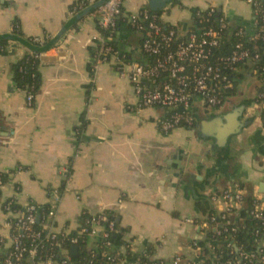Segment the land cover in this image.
Wrapping results in <instances>:
<instances>
[{
    "label": "crops",
    "instance_id": "crops-1",
    "mask_svg": "<svg viewBox=\"0 0 264 264\" xmlns=\"http://www.w3.org/2000/svg\"><path fill=\"white\" fill-rule=\"evenodd\" d=\"M80 1L0 0V34L13 33L18 23L25 38H53L74 16ZM146 5L147 0H126L116 32L118 47L133 60L143 59L141 37L126 18ZM211 6L221 9L234 26L254 31L252 10L244 0H182L174 13L172 6L161 19L189 30L191 8ZM95 13L44 54L42 85L32 106L13 79V66L30 51L20 46L13 55L7 49L0 52V172L23 168L1 187L0 234L10 244L12 215L3 210L4 201L49 205L50 190L62 187L69 169L71 178L55 216L56 232H77L85 212H110L122 230L120 239L130 244L133 254L123 264H137L149 245L155 247L157 258L171 260L186 254L195 236L184 223L186 218L223 210L221 201L212 200L221 186L238 180L245 194L252 185L255 195L263 199L259 185L264 183V149L261 136L256 139L255 134L262 130L264 136V128L252 106L247 116L255 118L253 125L235 140L220 168L216 165L215 188L204 191L199 174L215 162L210 160L211 145L197 138L196 125L161 133L158 121L165 111L137 112L133 87L113 64L92 70V52L100 38ZM186 164L193 168L187 169L192 184L184 191L178 189L176 178L170 184L164 171ZM98 239L89 238L88 245L94 247Z\"/></svg>",
    "mask_w": 264,
    "mask_h": 264
},
{
    "label": "built area",
    "instance_id": "built-area-1",
    "mask_svg": "<svg viewBox=\"0 0 264 264\" xmlns=\"http://www.w3.org/2000/svg\"><path fill=\"white\" fill-rule=\"evenodd\" d=\"M99 1L102 0L80 1L74 15ZM244 1L256 13L255 20L252 19L255 33H249L244 26H238L234 30L224 15L220 14L218 17V8L214 6L198 11L197 17L201 26L195 30L164 28L157 17L147 10L129 15L126 18L127 23L141 37L140 51L143 56L142 60H133L113 44L119 20L124 15L126 0H107L95 13L100 38L93 48L92 68L95 70L102 64H113L133 87L137 98V112L147 108L165 111V115L158 121V128L165 135L177 128L193 129L196 124L193 117L195 108H203L209 113L224 107L236 97L234 92H239L251 79L259 85L253 106L259 113L264 128V61L258 47L252 46L258 40H264V14L260 15L264 3L263 0ZM215 17L217 24L213 25L211 21ZM230 32L235 40L227 53L223 51V46ZM33 43L39 47L45 45L43 38H34ZM30 54L41 63L45 53L30 51ZM26 96L28 104L32 106L35 94L27 91ZM19 171H23V168H19L17 172ZM68 175L69 169H66L64 179L69 182L71 175ZM49 193L51 203L45 209L42 205L29 202L21 206V209L13 211V205H18L16 199L2 203L3 210L12 215L8 220L12 233L10 244L0 234V252L7 250L3 264H26V260L36 259L45 250L46 244L61 246L70 241L76 246L81 237L87 241L89 238H99L107 247L112 246L111 232L118 231L115 221H110L107 227L104 225L107 221L105 212L88 213L84 225L73 237L66 232H56L55 216L63 193L59 189H52ZM244 196V189L240 186L237 185L235 190L229 188L212 196L214 202H222L221 212L214 211L211 217L205 215L196 219L186 218L184 223L194 231L195 236L188 244L187 253L176 255L167 260V264H264V235L260 230L255 232L258 245L252 251L246 250L245 245L236 243L233 235L238 229L232 227L229 217L242 207ZM255 197L257 201L253 214L255 218L263 219L264 202L256 195ZM216 216H221L222 222ZM41 218L45 221L44 230L47 232L44 236L42 232L33 233L32 243L28 246L24 239L30 237L33 226ZM12 220L16 221L15 225ZM13 229L17 233L14 234ZM58 237L61 240L56 243ZM218 247L223 248L220 254L217 252ZM64 256L60 263H56L53 256H50L46 262L39 261L38 264H70L71 256L66 251ZM103 256L110 260L106 252Z\"/></svg>",
    "mask_w": 264,
    "mask_h": 264
},
{
    "label": "trees",
    "instance_id": "trees-1",
    "mask_svg": "<svg viewBox=\"0 0 264 264\" xmlns=\"http://www.w3.org/2000/svg\"><path fill=\"white\" fill-rule=\"evenodd\" d=\"M82 1V0H81ZM264 3V0H263ZM181 2H177L173 5V7L180 5ZM144 10H147L151 15H155L158 19V21L164 26V28H169V27H174V26H169L168 24L164 23L161 19L163 13H157L153 12L150 10L148 5L145 6L141 12ZM252 10V19L255 20L256 13L253 12ZM200 11L199 8H191V14H192V25L191 28L192 30L197 29L200 27V19L197 17V13ZM255 11V10H254ZM264 14V9L262 14ZM211 24L216 25L217 20L216 17L211 21ZM18 23H15L14 28H13V33L19 36H23V33L19 27H17ZM238 26H234L232 24V28L234 30ZM249 33H255L256 31H251L248 30ZM30 42L33 43L34 38H27ZM52 37L50 35H45L43 37V41L45 42V45L50 42ZM227 42L223 46V51L224 52H229L231 49V44L234 42V36L230 33L227 34ZM34 44V43H33ZM115 46H118L116 41L113 43ZM10 45L9 42H0V52L5 51L8 46ZM252 44H250L251 46ZM256 45L259 49V52L261 54L262 60L264 61V40H258L255 44L252 46ZM128 57H130L129 54H127ZM40 65L41 63L36 60L30 52L25 55L24 58H22L17 64L13 66V79L15 86L18 90L21 91H31L35 94V96L38 94L41 85H42V78H41V73H40ZM93 70V68H92ZM238 91L234 92L233 95H237ZM264 115V113H263ZM264 118V116H263ZM196 125V124H195ZM19 168L15 170H11L9 172H0V196H1V187L7 184L11 176L15 174L18 171ZM71 170L69 171V175H71ZM68 180L64 179L63 185L61 188H59L60 192L64 194L66 191V186H67ZM240 188L245 189L243 184H240ZM257 201L255 196H244L243 198V204L242 207L235 211L233 215H231L229 218L232 221V227H235L238 229L237 233H234V237L236 240V243L243 244L245 245L246 250L252 251L256 249V246L258 245V240L255 237V232L260 230L261 234L264 235V217L263 219H258L255 218L253 212L255 211V202ZM44 209L47 208V205L43 206ZM22 207L20 205H13L12 210L17 211L21 209ZM214 211L210 212L209 215L210 217L214 215ZM107 221L104 222V225L107 227L108 223L110 221H115L116 224V229L118 232H111L110 235V241L112 243V246L107 247L105 242L101 239H98L97 244L94 247H90L88 245V241L85 238H80L78 244L72 245L70 241H66L63 243L61 246H49V244H46L45 250L43 252H40L38 254L37 258L34 260H26V264H38L39 261L41 262H46L48 257L53 256L55 259L56 263H60L64 258V251L67 252L71 256V263L70 264H114L116 262H119L120 264H123L124 261L126 260H131L133 258V254L130 250V244L128 242L122 241L120 239L122 230L119 226V223L117 221V218L110 212H105ZM264 215V211H263ZM176 216V215H175ZM217 220L222 222L221 216H216ZM88 218V213H83L81 216V224L84 225L85 220ZM13 225H15L16 221L12 220ZM44 220L41 218L32 228V233L29 234L30 237H26L24 241L26 244L29 246L32 243V236L33 233L35 232H42L43 236L46 234L47 231L44 230ZM79 230V229H78ZM13 233H17L15 229L12 230ZM19 234L21 232H18ZM77 232H74L71 234V236H75ZM25 234V233H24ZM61 237H58L57 241H60ZM73 247H78V253L77 255L72 254V248ZM223 248L218 247L217 252L220 254L222 252ZM107 253L108 257L110 260H107V257L104 258L103 253ZM7 250H2L0 252V264H3V260L6 256ZM138 264H154V263H164L167 264V260H163L160 258L156 257V250L153 245H149L145 252L138 258L137 260ZM207 264H209L207 262Z\"/></svg>",
    "mask_w": 264,
    "mask_h": 264
},
{
    "label": "water",
    "instance_id": "water-1",
    "mask_svg": "<svg viewBox=\"0 0 264 264\" xmlns=\"http://www.w3.org/2000/svg\"><path fill=\"white\" fill-rule=\"evenodd\" d=\"M107 0H102L91 4L81 12L74 15L62 30L54 36L50 42L42 47L34 45L27 38L16 35L14 33L0 34V42H9L10 45L7 48L9 54H15V51L20 47H24L27 50L35 53H46L50 49L55 48L60 40L67 35L68 32L85 18L96 12V10L103 5ZM182 0H147V5L153 12L164 13L167 9L172 7L175 3L181 2ZM218 17L221 14V9L218 10ZM255 88L257 84L252 86L249 93L242 98H233L228 102L221 112L207 114L203 108H195L194 115L196 121V136L197 138L206 144L211 145V157L210 160L215 162L214 165L204 166L205 174H199L200 182L203 184L204 191L207 189H214L215 183L219 179L217 166L223 160L228 159L230 156L234 142L239 136H241L245 130H248L254 123L253 117L247 116V111L251 108L255 102ZM263 131L260 130L255 134V138L261 136V146L264 149V136ZM217 165V166H216ZM218 168H220L218 166ZM191 166H181V168L165 169V174L168 177V182L172 184L173 179H177L178 189L182 188L187 191L191 187V175L189 176L187 171ZM217 184V183H216ZM239 184L238 180L231 181L227 186H221L220 193L225 190L232 188L236 189ZM248 196H255L254 188L252 185L246 187ZM259 194L263 196L264 202V183L259 185ZM264 240L262 241V244ZM78 247L72 248V254L77 255ZM184 255V254H182Z\"/></svg>",
    "mask_w": 264,
    "mask_h": 264
},
{
    "label": "rangeland",
    "instance_id": "rangeland-1",
    "mask_svg": "<svg viewBox=\"0 0 264 264\" xmlns=\"http://www.w3.org/2000/svg\"><path fill=\"white\" fill-rule=\"evenodd\" d=\"M176 9H178V7H174L172 9V13H174L176 11ZM256 84H257L256 82L249 79V81L247 83H245V86L243 88H241V90L237 93L236 96H238V94L240 95L239 96L240 98L246 96L249 93V91L252 89V86L256 85ZM258 88H259V85L257 84V88H255V93L257 92Z\"/></svg>",
    "mask_w": 264,
    "mask_h": 264
}]
</instances>
